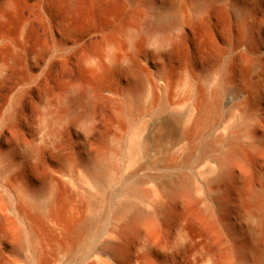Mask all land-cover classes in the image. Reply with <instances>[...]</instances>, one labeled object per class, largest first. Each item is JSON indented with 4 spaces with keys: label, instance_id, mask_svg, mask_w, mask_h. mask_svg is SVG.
Masks as SVG:
<instances>
[{
    "label": "rangeland",
    "instance_id": "obj_1",
    "mask_svg": "<svg viewBox=\"0 0 264 264\" xmlns=\"http://www.w3.org/2000/svg\"><path fill=\"white\" fill-rule=\"evenodd\" d=\"M0 264H264V0H0Z\"/></svg>",
    "mask_w": 264,
    "mask_h": 264
},
{
    "label": "bare ground",
    "instance_id": "obj_2",
    "mask_svg": "<svg viewBox=\"0 0 264 264\" xmlns=\"http://www.w3.org/2000/svg\"><path fill=\"white\" fill-rule=\"evenodd\" d=\"M129 1L131 3H133V4H137V3L140 2L141 5L142 4H145V3L147 5V3L149 2V0H143V3L140 0H129ZM68 2L71 4V3L74 2V0H68ZM202 8H203V6L201 4H197L196 5V7L194 9V13H193L195 18H199L200 17ZM163 13H164L163 10L156 11L155 16L153 18V22H154L153 24L154 25H152V27H154V29H158L157 31H159V29H162V30L163 29H165V30L167 29V30H169L172 27H175L177 25V23H178V18H177V15L176 14H172L171 13L169 16H166L165 15V17H164V14L165 13L164 14ZM239 16L240 17H245V11H240L239 12ZM167 27H169V29ZM73 94H74L73 96H75L73 98L80 97V96H84L85 99H86L85 100L86 106L88 107L89 110L92 109L93 102H94V96H93V94H92V92L90 90H86V89H76ZM74 101H76V100H74ZM148 217H149V214L147 212H145L143 209H140V208L138 209L137 208L134 211V214H133V218L132 219H134V221H136V222H142L143 223V222H146L148 220ZM84 225H85V223H84ZM80 226H82V225H80ZM85 227H87V226L85 225ZM85 227H83V228H85ZM79 228H81V227H79ZM83 228H81V230H83ZM81 230L79 229V231H81Z\"/></svg>",
    "mask_w": 264,
    "mask_h": 264
}]
</instances>
